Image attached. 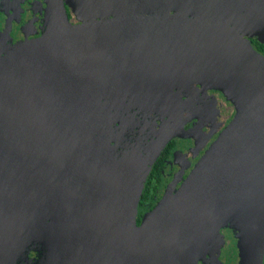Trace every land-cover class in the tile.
Wrapping results in <instances>:
<instances>
[{
	"label": "water",
	"instance_id": "1",
	"mask_svg": "<svg viewBox=\"0 0 264 264\" xmlns=\"http://www.w3.org/2000/svg\"><path fill=\"white\" fill-rule=\"evenodd\" d=\"M189 2L73 24L63 0H48L46 33L0 58V264L36 239L39 264H198L228 227L239 264H264V55L228 22L241 12L205 22ZM195 83L236 114L138 225L144 173H105L97 108Z\"/></svg>",
	"mask_w": 264,
	"mask_h": 264
},
{
	"label": "flooded vegetation",
	"instance_id": "2",
	"mask_svg": "<svg viewBox=\"0 0 264 264\" xmlns=\"http://www.w3.org/2000/svg\"><path fill=\"white\" fill-rule=\"evenodd\" d=\"M63 1L73 24H85L125 14H168L176 10L174 8L176 0L172 2L155 0L151 5L148 0H91L90 4L93 6L81 11V17L85 19L77 20L68 1ZM47 8L48 0H0V58L20 44L41 38L46 33L48 29ZM225 11L230 13L239 11L242 14L244 10L239 7V4L224 6L216 13L218 16L211 21L221 17ZM93 14L97 15L94 19L91 18ZM236 14L230 15L228 22L234 27L237 26L241 32L246 28L236 21ZM245 37L249 38L253 46L261 52L260 47L264 45V42L255 37ZM261 53L264 55L263 52ZM158 92L179 96L176 102H179V99L194 100V104L190 105L192 117L181 127L183 131L178 133L173 130L168 136H163L161 124L154 115H142L139 120L136 118L123 120L121 118L122 109L113 115L106 126H100L99 111L104 106H98L96 111L93 150L107 164L104 166L105 173L109 172L114 179L123 181L128 178V173L132 176L140 172L144 173L145 168L149 166L148 163L153 160L150 171L144 179L137 205L138 225L142 223L144 216L156 207L171 185H174L175 190L181 186L200 158L236 114L234 104L222 91L204 87L199 83L191 85L188 90ZM107 98L113 100L111 102L115 105L122 103L117 98L107 95L100 104ZM136 99L138 101V98ZM115 108L118 109L116 106ZM166 137L169 139L158 154L159 144ZM88 175V169H81V181H84ZM232 230L228 227L223 229V233L227 236V231ZM225 240V246L220 247L218 258L215 256V262L217 264H239L240 256L235 238L233 239L235 245L232 244L233 249L228 254L225 251L230 245V240L227 237ZM43 258V244L36 239L30 245L25 246L14 264H39ZM215 262L210 252L209 254L207 252L198 264H215Z\"/></svg>",
	"mask_w": 264,
	"mask_h": 264
},
{
	"label": "rangeland",
	"instance_id": "3",
	"mask_svg": "<svg viewBox=\"0 0 264 264\" xmlns=\"http://www.w3.org/2000/svg\"><path fill=\"white\" fill-rule=\"evenodd\" d=\"M67 1L68 4H70L72 10L75 12L77 20H84L85 18L81 17V11L93 6V4H90L91 0ZM148 1L151 5L155 0ZM170 1L172 2L173 0ZM235 4H239V7L244 10L241 15L237 16L236 21L246 28L240 32V29L235 26L237 30L244 36L255 37L258 38L259 41L264 42V0H191L189 2V10L191 16L208 22L214 17L218 16L216 13L221 10L222 7L228 5L235 6ZM93 15L94 16L91 17L92 19L97 17L96 14ZM136 98H138V101ZM178 98L179 96L176 95H168L155 91H145L137 96L118 99L122 103H116V105L111 102L113 100L107 98L99 105L104 106L103 109L99 111L101 120V122L99 121V124L100 126H106L113 115L122 109L121 118L123 120L131 118H136L139 120L142 115H154L155 119H157L161 124V132L163 136H168L173 130L179 133L180 131H183L181 130V127L184 125V123L188 122L192 117L190 105L194 104V100L190 99L189 101H185L183 99H179V102H176ZM115 106L118 107V109H116ZM167 126L171 127L167 128ZM168 139L169 137H166L165 142L161 141L158 154L165 146ZM152 163L153 160H151V162L148 163L149 166L145 168L144 179H146ZM226 237L228 240H230V245L225 251L226 254H228L233 249L232 244L235 245L233 241L235 238V232L233 230L227 231V236L222 232L210 250V256L214 262L215 256L218 258L220 247L225 246ZM235 241L237 244L236 238ZM215 264H217V262H215Z\"/></svg>",
	"mask_w": 264,
	"mask_h": 264
},
{
	"label": "trees",
	"instance_id": "4",
	"mask_svg": "<svg viewBox=\"0 0 264 264\" xmlns=\"http://www.w3.org/2000/svg\"><path fill=\"white\" fill-rule=\"evenodd\" d=\"M263 45V44H262ZM260 49H261V52H263L264 53V45L263 46H261L260 47Z\"/></svg>",
	"mask_w": 264,
	"mask_h": 264
}]
</instances>
